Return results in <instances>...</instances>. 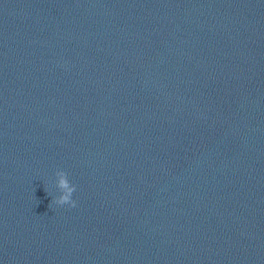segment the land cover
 Masks as SVG:
<instances>
[{
	"label": "water",
	"instance_id": "95a60500",
	"mask_svg": "<svg viewBox=\"0 0 264 264\" xmlns=\"http://www.w3.org/2000/svg\"><path fill=\"white\" fill-rule=\"evenodd\" d=\"M0 264H264V0H0Z\"/></svg>",
	"mask_w": 264,
	"mask_h": 264
},
{
	"label": "clouds",
	"instance_id": "9594fccd",
	"mask_svg": "<svg viewBox=\"0 0 264 264\" xmlns=\"http://www.w3.org/2000/svg\"><path fill=\"white\" fill-rule=\"evenodd\" d=\"M60 177L58 181V188L61 190V195L54 201L59 205H70L71 207L76 206V201L73 200V193L76 191V186L71 184L68 179V174L64 171H58L56 173ZM53 201H51L52 203Z\"/></svg>",
	"mask_w": 264,
	"mask_h": 264
}]
</instances>
